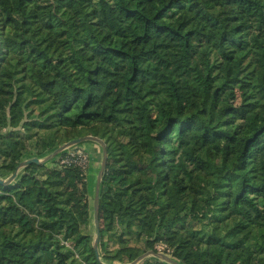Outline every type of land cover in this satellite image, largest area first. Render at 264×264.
<instances>
[{
  "label": "trees",
  "instance_id": "trees-1",
  "mask_svg": "<svg viewBox=\"0 0 264 264\" xmlns=\"http://www.w3.org/2000/svg\"><path fill=\"white\" fill-rule=\"evenodd\" d=\"M263 35L264 0H0V179L98 128L107 151L99 258L86 173L55 157L0 185V264H127L159 242L264 264Z\"/></svg>",
  "mask_w": 264,
  "mask_h": 264
},
{
  "label": "rangeland",
  "instance_id": "rangeland-1",
  "mask_svg": "<svg viewBox=\"0 0 264 264\" xmlns=\"http://www.w3.org/2000/svg\"><path fill=\"white\" fill-rule=\"evenodd\" d=\"M261 39L264 41V35L261 37ZM242 91H243L242 88H237L235 90L234 97H233V102L234 103H238ZM253 115L256 116L259 119H264V103L259 106L258 110H256L253 113ZM86 136H95V137L100 138V128H98V130L96 132V135L86 134V135L77 136V137H75L73 139L86 137ZM73 139H70V140H73ZM70 140H68V141H70ZM68 141H66V142H68ZM66 142H64V143H66ZM64 143H62L61 145H63ZM61 145H59V146H61ZM78 154L81 155V157H82L83 169H84L83 171H85V173H86V182H87V190H88V195H89V202H90V205L93 206V198H94V193H95L96 177H97L98 171H99L100 166H101V161H102L101 146L98 143L94 142V141H90V140L84 141L83 143L71 146V147L67 148L66 150H64L63 152H61L60 154H58L56 156V158H55V162L60 164L61 160L66 158L67 156L78 155ZM48 155L46 154V156H43L40 159H43V158L47 157ZM49 162L46 163V165L48 167L50 166ZM21 171L22 170H20V172ZM7 178L8 177L3 178V179L5 180ZM152 196H153L152 197L153 199H155L157 197L156 194H154ZM92 215H93V209H92ZM90 233H91V235H93V242H94V239L96 237V227H95V224H94L93 217H92L91 225H90ZM114 246L115 245L113 244V242L110 241L109 242V247L113 248ZM156 250L158 252H162V253L164 252V253H166V255L167 254L170 255L172 253V248L165 242L157 243ZM98 252H99V255H100L101 252H100V248L99 247H98ZM172 258H174V257H172ZM175 260H177V259H175ZM141 262L138 263V264H141ZM178 262L180 264H182L180 261H178ZM110 264H123V263L110 262Z\"/></svg>",
  "mask_w": 264,
  "mask_h": 264
},
{
  "label": "water",
  "instance_id": "water-1",
  "mask_svg": "<svg viewBox=\"0 0 264 264\" xmlns=\"http://www.w3.org/2000/svg\"><path fill=\"white\" fill-rule=\"evenodd\" d=\"M87 140L94 141V142L98 143L101 146V150H102V161H101V166H100V169H99L97 177H96L95 193H94V198H93V220H94V224L96 227V237H95L94 242H93V248H94V251L96 253V256L99 258V252H98V247H99V201H100L101 184H102V179H103V175L105 172L106 161H107V151H106L105 143L102 139L95 137V136H86V137L76 138V139L70 140V141L64 143L63 145L59 146L54 151H52L47 157H45L43 159L36 158V157L25 159L18 165L16 170L7 179H5V180L0 179V185L6 186V185H9L12 182H14L16 180V178L18 177L20 170H22L27 165H29L31 163H35L38 165H44L47 162L51 161L53 158H55L58 154H60L64 150H66L67 148L74 146V145H77V144H80V143H83L84 141H87ZM148 257H155V258H158V259L165 261L166 263H169V264H180L177 260H175L171 256L166 255L162 252L152 251V250H149V251L143 253L142 255L137 257L134 261L127 263V264H138Z\"/></svg>",
  "mask_w": 264,
  "mask_h": 264
},
{
  "label": "built area",
  "instance_id": "built-area-1",
  "mask_svg": "<svg viewBox=\"0 0 264 264\" xmlns=\"http://www.w3.org/2000/svg\"><path fill=\"white\" fill-rule=\"evenodd\" d=\"M60 164H62V165L75 164L78 167H80L81 170H84L83 169L82 157L79 154L78 155H70V156H67L66 158H64V159L61 160V163Z\"/></svg>",
  "mask_w": 264,
  "mask_h": 264
}]
</instances>
